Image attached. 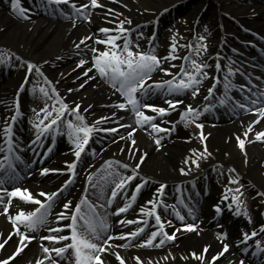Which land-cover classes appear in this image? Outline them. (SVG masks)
<instances>
[{
	"label": "snow or ice",
	"instance_id": "snow-or-ice-1",
	"mask_svg": "<svg viewBox=\"0 0 264 264\" xmlns=\"http://www.w3.org/2000/svg\"><path fill=\"white\" fill-rule=\"evenodd\" d=\"M61 5H66L70 8L71 16L63 10ZM39 7H54L55 11L59 12L66 19L73 20L72 26L75 27V17H80L91 22L92 13L89 9L103 7V5L100 3V0H81L79 3H77V0H41V3L37 4V8ZM9 8L14 15L25 20H29L31 18L30 14L34 11L30 7H23L21 0H9ZM109 12L115 15L114 10H109ZM110 23L115 26L99 27L96 29V33L100 35L90 32L87 35L79 37L73 43V48L77 50L78 54L82 47L85 49V55L88 51L92 54L90 60L80 58L76 64V68L83 66L81 76L85 77L84 82L79 85V88H83L89 80L94 78L89 74L94 69L100 78L104 79L112 89H115L119 93L121 99L115 101L110 107L130 113L129 118L133 120V123H122V118L116 112H111L108 116H99L91 122L87 121L84 113L92 105L81 109L79 101L75 103L66 102L59 95L55 87H47L52 82L48 80L38 65L31 61L23 62L22 66H26L24 80L20 83L17 93L12 98L10 116L5 120L3 128L0 129L4 136L7 137V140L3 142L7 155H0V170H3V172H0V210L11 222V230L6 235H0V249L4 248L14 236L17 237L14 250L10 254H7L6 257L0 258V264H10V262L14 261V258H17L28 247L29 242L37 239L32 233H35L45 225H49L46 228L47 234L39 237L41 254L38 258L34 259V264H108L106 259L108 256L114 257L117 264H128L129 258L123 256L117 249L125 247L161 248L169 241L174 242L179 234L184 231L195 232L197 235L201 231L194 207L189 206L181 199V203L187 209V215L193 218V222H187L185 215H182L181 211L175 208V205H169L162 199L166 194V182H158V186L153 193V198L139 206L137 211L140 215H137L134 219H127L121 216V214L126 213L132 207L137 193L146 182L151 180L148 176L140 175V170L146 162L148 154L137 146L134 134L138 129H143L149 135L155 133L153 142L157 149H159L162 146L161 142L164 138L160 134H170L173 132L175 130V122L167 121L170 127L165 128L154 121L157 117H164L169 112L183 106L179 113V119L185 125L194 124L197 129H200L196 135L201 141L202 149H189L190 155L183 158V166L179 168V172L181 175H188L192 167H199L200 159H206L211 155L205 143L206 135L202 131L204 125L199 123L197 118L201 115V111L207 112L214 107L212 103L207 101L209 97L214 96L217 84L219 83V77L208 71L213 65H209L203 61L198 62L197 59H193L187 53L183 57L174 55L178 47L175 34L171 37L167 54L165 56H158L155 53L154 46L151 44L155 33H153V36L145 38L149 47L142 50L139 43H134L131 39L132 30L124 27L125 23L131 24L130 20H113ZM136 36L143 38V34L138 31L136 32ZM197 39L198 43L193 51L196 56H199L207 50V44L203 43L206 39L205 36L200 35ZM249 43L251 44L252 42L249 41ZM96 45H103L104 47L101 49ZM186 47L192 50L190 44L186 45ZM232 51L236 52L237 50L232 49ZM0 56H3L5 60L7 59V55L3 53H0ZM17 59L20 58L17 57ZM177 59L185 61L187 64L181 63L178 66L169 64L167 68L162 66L165 62ZM228 59L231 63V58ZM89 62H91V68L87 67ZM173 67H178L176 73H172ZM221 67V63L217 60L214 68L219 70ZM223 67L226 69L223 79L225 92L221 93L217 98L218 103L221 105L231 103L233 109H240L244 112L255 114V119L245 126V131L241 135L236 136L238 146L243 151L245 143L252 142L248 140L250 132L253 133V140L264 141V129L259 131H254L253 129V125L258 124L264 118V84H254L252 78L247 76L241 68H234L229 65H223ZM156 70L164 73L169 78L159 81L152 80L151 74ZM33 73L41 77L43 83L39 84L38 88L33 86L31 91L44 98L43 106L32 110L34 112L32 127L34 128L35 143L39 145L45 136L50 137L54 142L58 133L66 131L72 145L71 151L73 156L71 161H64V168L44 167L41 165L38 170L40 176H45L49 173H67L68 175L63 183L54 191L39 190L35 195L27 187L21 188L19 186V173L16 171V168L18 167L17 162L20 160V156L16 154V141L13 133L14 122L21 115L20 92L25 88V82L28 80L29 75ZM236 74L241 75L245 79V83L237 86L232 80V77ZM205 79H210L211 83L206 89L205 102L202 106L196 107L192 104H185L183 100L175 98L177 94L188 91L191 92L193 97H196L200 94V86ZM257 79L260 78L257 77ZM233 89L243 92V97L239 100L231 97L229 93ZM156 90L163 92L169 97L164 101L167 107L147 101V97L154 94ZM67 91L70 93L73 89L69 88ZM148 111H151L153 115H149ZM68 115H71L72 119H68ZM110 119L116 120L117 123L114 127H100V125L108 122ZM118 129H125V134L116 137V139L122 142L127 141L119 149L121 152L127 151V160L124 162L118 159L105 160L101 168L97 169L95 173L87 171L86 187L84 194L80 196V200L74 202L71 198L65 197L60 205V211L53 212L52 210L57 202L58 195H63L68 186L73 182L76 175V165L82 156L88 152L86 146L89 145L92 137L98 132L115 134ZM115 142L116 140L113 139V143ZM51 147L52 144L47 146V149L40 156L41 160L48 156ZM91 151L95 155V149ZM100 151H104L103 146ZM245 162H247L246 156ZM101 170H103V175H99L98 179H94ZM235 171L234 168L229 169L230 173H234ZM27 175L31 176L32 172L29 171ZM133 180H138L139 182L135 184L130 195L125 198L122 206L115 208L112 215L120 217L116 220L117 225L131 224L137 226L130 231L111 232L108 214H99L97 207H110L121 192L127 191V186ZM239 180V174L229 176L228 183L235 184L236 187H226L224 191L227 195H223L221 200L228 201L225 207L228 209L234 208L235 215H240L243 208L244 216L248 217L246 204L242 199L244 185L240 184ZM105 184L112 185L110 195L107 196L105 203L97 204L89 200L87 195L88 187H91L94 192L96 190L103 192ZM176 191H181L179 185L176 186ZM13 198H18L23 203H34L37 207L30 211L18 208L15 212H10ZM160 207H163L165 211L172 208L171 214L175 216L176 220L181 222L180 226L173 227L172 220L163 218L161 212L158 210ZM212 208L216 215H220L223 211L220 203L212 205ZM50 216L54 217L51 221L49 220ZM149 218L154 220V225L151 224ZM65 220L68 222L63 223ZM248 222L251 223L250 217L248 218ZM216 227L217 229L221 228L219 224ZM147 228H151V231L146 238L141 239L137 244L129 243L133 238H137L144 233ZM167 228H172V231H167ZM260 234H264V224L258 225V229L253 228L250 231L241 230L240 238L234 243L240 247L241 252H248L249 248L243 247V245L246 242L252 241ZM227 235V232L224 230L216 233V240L221 247L210 256L209 250L212 246L209 243H205L198 249L190 250L186 255H181L179 258L184 261H188L191 258L197 261L198 264H214V262L215 264H219L220 259L225 257V254L229 252L231 247L226 242ZM117 239L124 241V243L114 244L113 241ZM44 242H51V244ZM60 242L63 243L60 244ZM58 244L60 246H57ZM262 244H264V240L255 239L256 251L252 253L253 256L264 254V248H261ZM130 259L133 261V264H158L157 261L151 259H142L139 255H133ZM163 259L165 261H175L176 257L169 250ZM28 264H33V262L29 261ZM227 264H246V258L228 259Z\"/></svg>",
	"mask_w": 264,
	"mask_h": 264
},
{
	"label": "bare ground",
	"instance_id": "bare-ground-1",
	"mask_svg": "<svg viewBox=\"0 0 264 264\" xmlns=\"http://www.w3.org/2000/svg\"><path fill=\"white\" fill-rule=\"evenodd\" d=\"M176 1L179 0H101L100 3L103 5V7L92 9L91 22L84 19H74L75 27L72 26L73 20L70 19H48V16L40 17L35 14L30 15L31 18L29 20L21 19L17 15L13 14L9 8V5L0 2V47H7L6 49L13 53V56H18L20 59L25 58L27 61H35L37 63L39 61V63L42 65V72L45 76H47L48 80L54 84L57 92L61 97L64 98L66 102L75 103L79 101L81 104V109L87 108L88 105H92V107L88 109L86 113H84L87 121L91 122L99 116H108L111 112H116L117 115L121 117L127 112L110 107V105H112L115 101L121 99L118 95L119 93L112 89L111 86L107 84L104 79L100 78L97 73L95 74L96 71L94 69L89 73L94 78L89 80L83 88H79V85L84 82L85 77L81 76L83 66L81 68H76V64L80 58L90 60L92 54L90 51H88L85 55V49H83V47L79 50L78 54L77 50L73 48V43L83 35H87L90 32L96 33V29L99 27H114L115 25L110 23L108 20L109 16L111 15L109 10H112L110 7H112L114 11L122 12L123 19L126 20H129L131 15L138 12H153L151 16H145V19L147 20L151 17H156L162 8L169 6ZM203 1L205 2V0H201L200 2L203 3ZM206 1L209 5L210 3L212 5L209 9L211 10L210 12H212L211 16H213L215 23H217L216 21H220L224 24V29H218V31L221 33L220 36L222 35L223 37V35H235L239 39L243 38L244 33H242L240 29H246L248 26L254 28L264 35V1ZM195 14L196 13L192 12L190 14V18H195ZM223 18H225L224 22ZM226 18L230 19L226 20ZM231 18L234 20H231ZM235 22L239 23V27L241 28L238 29L236 27L237 23ZM131 26V24H127V28H130ZM182 30L185 32L182 26L175 30L169 29L166 38H164L163 41L162 38L164 35L162 34V38L159 40V48L161 47L160 51L168 48L173 34H175V37H178ZM96 34L100 35L99 33ZM220 36L218 39H216L217 43L220 41ZM216 46H218V44H216ZM69 55L74 56L73 58L75 60H71ZM230 58L232 60L233 56ZM10 61L11 64L9 70H14L15 72H9L6 75L0 76V91H3V93L7 94L5 99L1 98L2 96H0V118H3L6 113L9 101V91H11L13 94V98L17 93L20 83L24 80L26 71V66H24L23 70L22 66L14 63V60L11 59ZM4 66L5 65L3 64L0 68H3ZM87 67L91 68V62H89ZM158 72L159 74H164L159 70ZM15 73L16 77L13 78ZM5 76H9V78L6 79ZM33 86L38 88L37 84H33L32 88ZM32 88H30L29 92L27 93L28 99L24 100V95L21 93L19 100L21 115L23 116L24 112H28L30 113L31 119L33 120L34 112L32 110L42 107L43 102H39L42 105H39L38 107H34L32 105L33 102H37L35 101V98L38 96L31 91ZM69 88L73 89V91L70 93L67 91ZM162 93L163 92H159L158 100L154 104L167 107L165 102L161 101L160 99ZM190 98H193V96L191 95ZM148 114L153 115L151 111H148ZM168 115H170L168 118L159 117L163 122L161 123L158 121L157 123L163 124L162 127L167 128L170 127L167 121H174L177 135H171V138L168 139L167 134H160L164 138L161 142L162 146L159 149H157L153 142L156 135L155 133L149 135L143 131V129H138V131L134 134L137 141V146L148 154L146 157V162L142 165L140 170V175L150 177L153 179V183L155 184L153 187H151V189L145 191V193L142 195L140 199L141 205L144 204L145 201L153 198V193L155 188L158 186V182L167 183L169 181H187V179H190L195 174H197V172H190L188 175H181L179 168L183 166V158L187 155H190L189 149H202L201 141L196 135L200 129H197L195 126H184L179 120V112L177 109L169 112ZM253 119H255V114L241 117L240 119L232 122L229 121L218 123L214 126L204 125L202 129L203 133L206 135L205 143L207 144L208 152L211 153V155L206 159H200L199 165L203 164V168L209 170L207 172L208 174H216L214 171L210 170L212 163L216 161L221 162L223 165H228L234 169H238L241 180H243L244 184H246L243 188V200L244 197L249 193H256L261 196L264 195V141L253 140V133L250 132L248 140H251L252 142H246L244 150L242 151L236 140V136L241 135L245 131V126ZM110 121L115 122L110 123ZM116 123V120L110 119L108 122L100 125V127H112L115 126ZM130 123H133V120H131ZM133 126L135 125L133 124ZM253 129L254 131L264 129V118H262L258 124L253 125ZM27 130V136H23L28 142L30 133L32 130H34L32 123L30 126L27 125ZM119 130L122 131V135L125 134V129ZM149 131L151 130L149 129ZM96 136L97 134H95L93 137ZM189 137H191V139H189ZM5 140L6 136L0 133V142ZM115 140V143H113V139H110L103 145H97L96 143L91 144L90 149H95L96 155H94L92 161L86 165L87 167L84 168L85 170L79 173L81 174L78 177L79 181H81L84 177L85 171L94 169L98 164L104 162L105 160L118 159L121 160V162L127 160V151H119V149L123 147L127 141L122 142L119 139ZM51 141V138H49V142ZM102 146L104 147L103 152L100 151ZM56 148L62 154V156L59 158L56 157V159H58L57 165L45 166L43 163H37L36 167L31 171L32 175L27 176L26 187H31L34 195L37 191L46 188L49 179H53L54 176L59 174L51 173L53 174L52 176L46 177L38 182V179L42 177L38 174V170L41 165L44 167L64 168V161H71L73 159L71 151L72 145L68 139L67 133H59L56 136ZM245 156L247 157V162H245ZM59 175H64L67 177L68 174L64 173ZM226 181L228 182V180ZM233 185V188H235L236 185ZM111 186V184H105L103 192H100L99 190L94 192L91 187H88L87 195L89 200L92 198L95 201L94 203H105L107 196L110 195ZM130 186H132V184ZM211 187L218 198L221 199L223 195H227L224 191L225 186H223L221 183L213 181L211 182ZM84 190V187L77 188L74 191H71V193H69L66 197L71 198L74 202H78L80 200V196L84 194ZM125 194V192H121L113 201L111 207L114 211L116 207L122 206V204L125 202ZM64 198L65 197L59 198L60 200L57 201V206L54 207L53 212L60 211V205ZM227 203L228 201H224V205ZM35 207H37V205L34 203H23L18 198H13V205L10 208V212H15V210L18 208H23L26 211H29ZM98 208L100 209L101 207H97V209ZM137 209H135L136 213H138ZM103 214H105L104 211ZM126 214L123 213L121 216L127 219H134L132 216ZM211 217V212L206 209L204 213L199 216L200 220L198 223L201 229L199 235H197L195 232L184 231L179 234L178 238L175 240L177 244L174 246L169 245L165 246L164 248L125 247L117 250L120 251L123 256L129 258L128 264H133V261L130 259L133 255H139L142 259H151L153 261H157L158 264H198L197 261L192 260L191 258L188 261H184L179 257L181 255H186L190 250L198 249L205 243H209L212 246L209 250V256L219 250L221 245L216 240V233L223 229H217L216 226L214 227V224L210 222ZM119 218L120 217L114 215L108 216L111 232H119L122 228L132 226L131 224L117 225L116 220ZM53 219L54 217H49L50 221ZM67 222V220L63 221V223ZM260 224H264V220L256 216L253 224L250 227L252 229H258V225ZM48 226L49 225H45L44 227L39 228L35 233H32L37 237V239L29 242L28 247L21 254H19L17 258H14V261L10 262V264H28L29 261H32L34 264V259L38 258L41 254V242L39 237L47 234L46 228ZM228 228L229 235L226 242L229 243L231 247L229 252L225 254V257L220 259L219 264H227L228 259L235 260L240 257L246 258V264H264V254H260L259 259H254V257L251 256L253 253L251 249H249V252H241L240 247L236 246L234 243L240 238L241 234L236 231V226L234 223H232ZM10 230L11 222L3 213L0 214V235H6ZM16 242L17 237L14 236L4 248L0 249V258H4L7 254H10V252L14 250ZM44 243L51 244V242ZM62 243L63 242H60V244ZM113 243L118 245L124 243V241L117 239L113 241ZM244 245H248V242H246ZM57 246L60 245L58 244ZM169 250H171L173 255L176 257L175 261H165L163 259ZM233 254L235 255L233 256ZM106 259L108 264H117L114 257L112 256H108Z\"/></svg>",
	"mask_w": 264,
	"mask_h": 264
},
{
	"label": "rangeland",
	"instance_id": "rangeland-1",
	"mask_svg": "<svg viewBox=\"0 0 264 264\" xmlns=\"http://www.w3.org/2000/svg\"><path fill=\"white\" fill-rule=\"evenodd\" d=\"M180 1L182 3L177 5L178 8H174L175 12H171V13H169V15H172V13H173V15H176L177 13H179L181 11H184L185 14H183L180 17L176 18L175 19V23L173 21H171V19L173 17L172 16H168V17H166L165 22H163V21L161 22V25H164V27H166V29L164 31H167L169 29V27L177 28V27H179L181 25L183 27V29L185 30V32L182 30L181 34L179 35V37H175L176 41H177V44H178V47H177V50L174 53V55L181 56V55H183V53H187V54L191 55L193 59H197V61H199V60H201L203 58V55L201 54L199 56H196L194 54V51H193L195 49V47H196V44L198 43V39L197 38L200 35L205 36L206 39H205V41L203 43H206L207 47H208L209 46V42L211 41L210 38L213 39L212 35H214V28H213V25H211V17H210L212 12H210L211 10L209 9V8H211L210 6H212V5H211V3L209 5L206 0H205V2L203 1V3L200 2L201 0H180ZM194 11H196V12H194ZM192 12L200 14V18H199L200 20L198 21V23L194 27H192L193 23H192V19L190 18V14ZM145 13L150 14L149 12H145ZM224 20H225V18H223V21ZM226 20H228V18H226ZM216 22H217V24H222V22H220V21H216ZM144 31H146V30H144ZM143 34H146V33H143ZM146 35H148V32H147ZM247 36L248 35H246L245 37H247ZM188 38L190 39V41H188ZM230 41H231V43L229 42V44H231V46L234 43H236L235 39H230ZM187 42H189V44L192 46V50H190L188 47H186V45H188ZM253 42L259 43V44H257V48L259 50L255 46H253L257 50L254 49V53L252 52L253 54H251L249 48L241 46V51L244 52L247 55L251 54V56L256 58V56H258V54H256V53H258V51L264 53V45H260L261 42L258 41V40H254ZM140 48H141V46H140ZM230 48H232V47H230ZM0 52L6 53V55H8L10 57L12 55L10 52H8L7 50H4V49H0ZM15 61H17V60H15ZM262 63H263V61H262ZM185 64H187V62ZM8 78L9 77H7L6 79H8ZM36 79L39 82L41 81V77L36 78ZM27 87H29V86H27ZM2 93L3 92L0 91V96H2ZM68 116L71 117V115H68ZM118 133L119 132H117L115 134H110V135H108V138L109 137L112 138L113 136H118ZM102 141H104V140H99L100 144H103ZM88 158L91 159L92 157L88 156ZM213 167H214V169L220 170V172L223 173L224 177H227V176L232 174V173L229 172L230 167L228 165H223L221 163L216 162V163H214ZM20 186H22V185H20ZM29 190L31 191L32 189L30 188ZM255 200H257V198ZM258 200L262 201V197H259ZM252 203H253V200L250 201V204H247V210L248 211H250V207L251 206H254V204L252 205ZM261 207H263V206H259L258 205V209L261 208Z\"/></svg>",
	"mask_w": 264,
	"mask_h": 264
}]
</instances>
